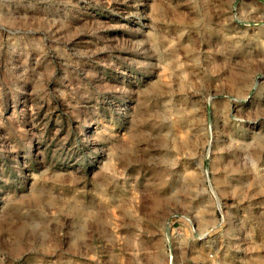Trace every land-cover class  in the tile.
I'll list each match as a JSON object with an SVG mask.
<instances>
[{
  "label": "rangeland",
  "instance_id": "1",
  "mask_svg": "<svg viewBox=\"0 0 264 264\" xmlns=\"http://www.w3.org/2000/svg\"><path fill=\"white\" fill-rule=\"evenodd\" d=\"M0 264H264V0H0Z\"/></svg>",
  "mask_w": 264,
  "mask_h": 264
}]
</instances>
